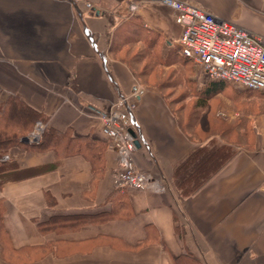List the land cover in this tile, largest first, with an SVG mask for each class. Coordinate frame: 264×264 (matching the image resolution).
<instances>
[{
  "label": "crops",
  "instance_id": "0c3cea01",
  "mask_svg": "<svg viewBox=\"0 0 264 264\" xmlns=\"http://www.w3.org/2000/svg\"><path fill=\"white\" fill-rule=\"evenodd\" d=\"M183 1L264 35V0ZM181 30L154 0H0V123L14 105L30 129L41 119L60 134L43 147L23 137L0 155V264H264V103L230 102L229 86L200 71V113L184 127L139 81L158 46L175 69ZM121 94L135 101L127 130L151 176L145 190L112 181L116 153L97 115ZM211 141L234 155L182 197L174 170Z\"/></svg>",
  "mask_w": 264,
  "mask_h": 264
},
{
  "label": "built area",
  "instance_id": "2783aa9c",
  "mask_svg": "<svg viewBox=\"0 0 264 264\" xmlns=\"http://www.w3.org/2000/svg\"><path fill=\"white\" fill-rule=\"evenodd\" d=\"M78 3L81 0H71ZM170 7L175 21L182 27L179 52L200 68L209 81H222L241 88L264 92V35L252 32L232 21L183 0H154ZM90 10L94 6L85 3ZM129 12L136 10L129 6ZM264 14V12H263ZM135 105L128 95H118L107 109L98 112L107 146L116 153L112 181L119 188L145 190L151 176L138 169L133 159L134 137L127 130L132 124ZM25 140L31 144L42 141L44 125L35 123ZM264 154V149H263ZM5 157H7L5 155ZM156 189H163L157 181Z\"/></svg>",
  "mask_w": 264,
  "mask_h": 264
},
{
  "label": "rangeland",
  "instance_id": "374dc122",
  "mask_svg": "<svg viewBox=\"0 0 264 264\" xmlns=\"http://www.w3.org/2000/svg\"><path fill=\"white\" fill-rule=\"evenodd\" d=\"M132 40L135 41L136 38H133ZM142 47L143 46H141V49ZM178 48L179 46H177V48L175 49V69H173L172 67H168V68L163 67V64L165 63L166 65L167 62H165L166 60L165 57H161L159 55L160 52L159 46L156 48V52H155L156 54L149 51V53H147V59L146 60L144 59V64H146V62L148 61V63H151L152 65L149 67L147 66L145 68V71L146 70L147 71L145 72L144 75L143 74L141 75L139 81L141 80L140 82L142 84H149L153 88H158L168 99L169 103L173 105L175 112L179 114L180 116L179 120L183 122V126L191 127L192 125L190 124L192 117L196 113L197 114L200 113V110L197 107V105L202 101V98H204V94L201 92L202 90L199 92V90L197 89L198 86H196V83L198 81V76L200 75L201 70L194 63H190L186 58H184L180 54ZM129 50L135 52L137 51V48L135 47L133 48L132 46L129 47ZM127 57H130V54H127ZM171 59L168 60L172 61ZM225 85L229 86L227 87V90L231 94L229 93L227 95L230 102H236V99H239L240 97L247 104L251 99L253 100L258 99L261 103H264L263 91L249 90V89L241 88L238 85H234L231 83L228 84L225 83ZM200 89H202V86ZM235 94L239 96H236ZM130 100L135 105V101L132 100L131 97ZM220 100L218 98V101ZM216 104L218 105V103ZM228 109L232 111V109L234 108L228 106ZM220 112L223 113L225 118L230 117L228 114H225L224 111H220ZM222 113L219 114L218 116H223ZM181 115L186 116V119L184 120ZM233 115L235 117V114ZM37 121L40 122V124L45 125L43 120L39 119ZM35 123L33 124L32 129H29L28 133L26 132V134L24 135L25 138L33 132L36 126ZM43 134H44V130H43ZM24 140L23 142L27 144L28 142ZM28 144L31 145V143ZM229 147H231L233 151H235L236 149L234 146L229 145Z\"/></svg>",
  "mask_w": 264,
  "mask_h": 264
},
{
  "label": "trees",
  "instance_id": "16d2710c",
  "mask_svg": "<svg viewBox=\"0 0 264 264\" xmlns=\"http://www.w3.org/2000/svg\"><path fill=\"white\" fill-rule=\"evenodd\" d=\"M210 82L217 83L218 86L221 83H227L222 81ZM211 88L212 89L208 91L206 95L207 97L215 93L214 86ZM13 106L14 105H11L9 111L6 113L8 118H5L4 122L0 123V155L7 146L23 144L22 139L31 128L29 113ZM1 114L5 116L2 111H0V116ZM59 137V133L55 134L46 127L44 129L42 141L36 145L31 144L30 146H48L51 143L57 142ZM233 155L234 151L231 147L224 144L217 145L211 141V143L201 146L191 153L187 159L174 170L172 185L182 197H188L194 194L215 172L230 160Z\"/></svg>",
  "mask_w": 264,
  "mask_h": 264
},
{
  "label": "water",
  "instance_id": "95a60500",
  "mask_svg": "<svg viewBox=\"0 0 264 264\" xmlns=\"http://www.w3.org/2000/svg\"><path fill=\"white\" fill-rule=\"evenodd\" d=\"M134 144H135L136 147H138L139 144H140V141H139L138 139L135 138V139H134Z\"/></svg>",
  "mask_w": 264,
  "mask_h": 264
}]
</instances>
